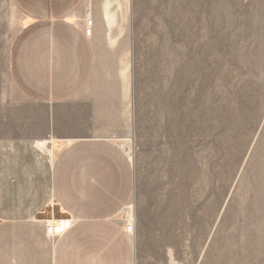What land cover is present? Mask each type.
Instances as JSON below:
<instances>
[{"label": "rangeland", "instance_id": "obj_1", "mask_svg": "<svg viewBox=\"0 0 264 264\" xmlns=\"http://www.w3.org/2000/svg\"><path fill=\"white\" fill-rule=\"evenodd\" d=\"M125 1L136 264H264V0ZM23 23L0 0V138L32 117L8 74Z\"/></svg>", "mask_w": 264, "mask_h": 264}, {"label": "crops", "instance_id": "obj_2", "mask_svg": "<svg viewBox=\"0 0 264 264\" xmlns=\"http://www.w3.org/2000/svg\"><path fill=\"white\" fill-rule=\"evenodd\" d=\"M124 1L10 0L24 23L8 74L32 117H11L25 131L0 138V264H136L134 234L119 219L134 168L115 141L130 122ZM50 203L72 218L53 240L34 221Z\"/></svg>", "mask_w": 264, "mask_h": 264}, {"label": "built area", "instance_id": "obj_3", "mask_svg": "<svg viewBox=\"0 0 264 264\" xmlns=\"http://www.w3.org/2000/svg\"><path fill=\"white\" fill-rule=\"evenodd\" d=\"M93 19L91 16V9L89 7L85 8L84 11V33L89 36L92 30ZM127 156L129 157V153ZM48 211L42 210L40 217L34 218V221L40 223L42 226V231L44 235L49 239L53 240L54 238L61 235L66 231L72 223V218L64 215L63 213L56 211V204L50 203L47 207ZM119 219L123 221L124 230L133 235L134 234V223L127 218L125 214H120Z\"/></svg>", "mask_w": 264, "mask_h": 264}, {"label": "bare ground", "instance_id": "obj_4", "mask_svg": "<svg viewBox=\"0 0 264 264\" xmlns=\"http://www.w3.org/2000/svg\"><path fill=\"white\" fill-rule=\"evenodd\" d=\"M116 141H118V142H120V144L122 145V146H124L125 147V140H123V139H116ZM126 210H128V212H127V216L129 217H127L130 221H131V223L133 222L132 220V215H131V213L132 212H130V209L128 208V209H126Z\"/></svg>", "mask_w": 264, "mask_h": 264}]
</instances>
